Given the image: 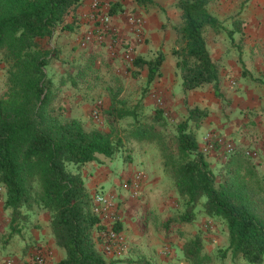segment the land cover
<instances>
[{"label":"trees","instance_id":"obj_1","mask_svg":"<svg viewBox=\"0 0 264 264\" xmlns=\"http://www.w3.org/2000/svg\"><path fill=\"white\" fill-rule=\"evenodd\" d=\"M133 1L143 8L157 4L156 0ZM79 2L0 0V59L6 64L5 91L0 94V187L12 223L27 220L34 207L46 210L55 244L65 252L56 264H110L97 248L104 227L93 212V194L85 186L83 169L88 162H101V155L112 160L122 142L98 129L85 130L79 118L67 117L54 105V88L47 73L53 52L41 43L58 27L73 30L75 19L64 23V18ZM210 2L176 0L180 22L174 27L171 53L183 91L211 85L219 96L220 67L206 46L203 31L207 27L223 30L233 40L241 21L235 19L233 27L227 28L209 11ZM119 9L120 5L114 4L109 14ZM164 59L163 51L157 50L153 58L140 56L133 63L146 68V83L150 84L160 75ZM67 79L78 85L72 73L63 81ZM252 80L264 85V76H252ZM117 92L111 94L109 114L115 118L136 114L116 105ZM208 113L207 107L193 106L187 118L170 131L163 110L156 108L149 120L134 116L128 135L157 146L164 172L182 202V210L171 220L191 222L199 205L204 214L226 225L225 252L248 264H260L264 261V202L256 196L264 183L243 149L228 154L217 177L189 128L190 122L199 127ZM203 249L201 232L186 237L181 245L189 264L210 260ZM137 262L152 264L146 259Z\"/></svg>","mask_w":264,"mask_h":264},{"label":"rangeland","instance_id":"obj_2","mask_svg":"<svg viewBox=\"0 0 264 264\" xmlns=\"http://www.w3.org/2000/svg\"><path fill=\"white\" fill-rule=\"evenodd\" d=\"M222 1L224 0H211L208 6L214 9L220 8L219 6L222 4ZM105 2L108 3L106 8L108 12L114 4L120 5V9L117 11L116 16L119 17L118 20L121 21L122 26L125 27L124 34L122 32H117L113 25V21H111L103 30L102 42L94 44L95 46L90 49L79 48L75 43V35L82 32L76 31V28L68 31L70 45L65 49L61 45H57V43L53 45L51 39L43 40L41 43L48 44L53 52V58L47 66V73L52 80L54 88V105L61 107L67 117L79 118L85 130L98 129L109 134L113 140H121L122 143L112 159L114 160V176H120L119 172L124 169L125 160L128 161L133 159V155L134 159L136 158L138 160L141 155L140 150L147 149L151 155H159L160 153L154 143L138 142L129 137L128 130L135 118L134 116H138L143 120H149L154 114V109L160 108L164 112L169 130L173 131L176 123L187 118L191 107L200 106L207 107L209 113L202 119L199 127H194L193 122H190L189 128L195 133L198 142L201 144L199 145L201 149L204 144V137L208 133L223 140L222 143H216L211 150L205 152L206 157H209L211 151L216 152L217 156H219V164L211 168L214 173H216L217 177L219 178L221 176L229 154V152L225 150L224 144L227 141H231L235 144L234 150L243 149L245 151L246 149H250L255 151L254 157H249L246 154L245 156L250 159L252 158L255 162L258 177H260L262 183H264V137L259 139V144H253L252 142H256L255 140L246 146L239 145L241 144L239 143L241 142L239 137L242 136H238L236 132L242 128L238 127L236 131L230 132L224 123V119L226 121L236 118L243 120L246 117L248 119L246 122V124H248L246 129H250L253 126L252 123L255 122L252 121L251 123V121H249L250 118L261 113L262 119H260V121L262 125L260 126L262 127V132H264V85L257 84L252 80V76L264 75L260 74L258 69V66L260 67L261 65H259L254 58L246 57V51L240 50V41H238L239 34L235 35V38H237L236 44L238 45H232L225 31H214L208 27L204 29L203 35L208 43L207 48H209L210 52L213 54V59L218 62L220 67L219 92L221 95H215L211 85L187 91H183L182 89L184 94L180 92V95L183 97L179 99V104L172 108L167 103V99L154 90L155 82L160 75L150 84H147L146 68L143 67L139 69L133 62L135 58L140 56L145 59H151L155 56L157 50H162L165 54V59L166 57L173 59L174 73L180 78L178 69L175 66L176 59L171 53L172 48L175 46L176 39L174 27L180 22V9L176 4V0H156V5L147 8L136 6L133 0H103L102 3ZM136 9H140L141 13L136 12ZM133 15L140 18L139 23L132 24L130 22L129 17ZM147 19H157V21L161 23L159 28L164 32H170L165 43L162 41L158 46L153 42L150 44V38L146 36L143 27ZM226 19L227 18L222 21L226 23ZM236 19L241 21L242 24L241 19ZM241 24L240 27L242 26ZM218 36H222L225 41L222 42L216 39ZM163 47L165 49H163ZM237 55L238 57L241 55V57L244 58L243 63L247 66V73L244 72V74L229 76L225 75L224 73L227 70V65L229 66L232 57H236ZM235 62L238 65L240 64V61L237 62V60H235ZM5 65L6 64L0 59V94L5 91ZM87 66H92L94 69H87ZM159 71L161 74V67ZM162 72L167 75L173 74L174 76L173 70L170 67H166ZM68 73L74 75L78 85L74 86L69 79L63 81V78L67 77ZM225 79L227 85H225V83L221 84V81ZM115 92H117L116 105L134 110L136 114L122 118H115L113 115L109 114L108 107L110 106L111 94ZM246 95H256L257 98H260V105L244 109L242 103ZM97 101H100V112L98 118H93L92 110ZM218 119H223V121L219 122ZM250 132L254 134L253 130H250ZM243 135L247 134L243 133ZM235 142H238V144ZM99 158L101 161L107 163L112 161L103 155ZM138 162L140 163V161ZM95 163H98V161H95ZM139 163H137L138 166L140 165ZM97 189V192L103 191L101 187ZM256 197L263 198L264 202V189L261 190ZM175 198L176 199L171 203L163 204V212L160 218L152 216L154 225H159L160 234L164 237L168 234V231L175 233L179 228H183L185 231L188 230V228L190 229L193 227V221L197 216L200 217V220L207 216L198 205L196 207L195 218L191 222L176 223V221L171 220V218L182 210V202L178 195H176ZM214 219L216 222L223 224L221 220L217 218ZM206 225L202 223V228H198V232H201L202 235L209 230V224ZM174 236L176 235L169 234V236H166L168 238L170 237L168 241L164 240L165 238H163V241L174 244V242H172V239L176 240ZM221 250L219 251L221 252ZM1 256L5 257L6 252H3Z\"/></svg>","mask_w":264,"mask_h":264},{"label":"crops","instance_id":"obj_3","mask_svg":"<svg viewBox=\"0 0 264 264\" xmlns=\"http://www.w3.org/2000/svg\"><path fill=\"white\" fill-rule=\"evenodd\" d=\"M90 1L80 0L76 8L65 16L64 23H71L75 19L73 29L76 28V31L80 32L84 30L89 25L85 20V14L89 10ZM219 7L214 9L208 6V9L221 21L227 18L226 23L222 21L227 28L233 27V21L236 18L242 20L240 31L235 32L233 40L229 39V42L232 45H238L236 44L237 38H235V35L239 34L240 50L246 51V57L254 58L261 65L260 67L258 66V69L260 74L264 75V0H224ZM136 12L141 13V10L136 9ZM118 19L119 17L116 14L111 17V21H113L117 32L124 34L125 27L122 26L121 21ZM160 26L161 23L157 19H147L146 23H144V32L150 38V44L153 42L158 46L162 41L165 43L169 37L170 32L162 31L159 28ZM68 31L71 30L58 27L50 38L51 43L53 45L57 43V45H61L64 49L67 48L70 45ZM216 39L222 42L225 41L222 36H218ZM205 42L208 47L206 40ZM94 46L91 45L87 49ZM163 49L165 48L163 47ZM210 54L213 58V54L211 52ZM243 59L241 55L239 57L238 55L232 57L224 74L227 76L239 75L244 70L247 73V66L243 63ZM235 60L237 62L240 61V64L238 65ZM166 67H170L174 73V61L172 58L166 57L163 62L161 74L155 82L154 90L165 97L167 103L173 108L179 104V99L183 97L180 95V92L183 93L181 79L175 73L174 76L173 74L167 75L163 73L162 71ZM222 83L227 85L226 79L222 80ZM242 105L244 109L258 106L260 105V98H257L256 95H246L243 98ZM260 119H262L261 113L250 118L249 121L251 123L255 121L252 123L253 126L250 129H246V126H248L246 124L248 120L246 117L243 120L236 118L226 121L224 119V123L230 132L236 131L238 127L242 128L236 133H238V136H242L239 137L241 141L239 145L246 146L255 140L256 142L252 143L259 144V139L264 137V132H262V127L260 126L262 125ZM218 120L219 122L223 121V119ZM250 130H253L254 134ZM243 133L247 135H243ZM235 143L238 144V142ZM199 145L201 144L199 143ZM140 153L141 155L138 160L134 159V155L133 159L125 160L124 169L119 172L121 177L114 176V160L110 161V163L104 161L95 163V161H91L83 169L84 183L89 192L94 194L97 192V188L101 187L103 191L114 193L120 202V223L118 224V228L123 236L124 247L120 251L115 250L110 254H105L102 252V242H97V248L102 252L106 260L110 261V264H138L137 260L139 259L149 260L152 264H189L182 255V242L186 237L198 232V228H202L201 224L203 223L210 226L209 230L203 233L204 252L210 256V260L206 264H248L244 259L233 258L231 252L224 251L228 245L227 228L224 223L216 222L213 217L206 216L200 220V217L197 216L193 221V227L190 229L188 228L185 231L183 228H179V232L175 233L168 231L166 236H169V234L176 235L174 236L176 240L172 239L174 244L167 243L170 237H164L160 234V227L159 225H154L152 216L160 218L163 212V204L171 203L176 199V190L172 181L164 172L160 153L159 155H151L147 149L140 150ZM206 159L211 168L218 165L220 160L216 152L212 151ZM137 163L140 165L138 166ZM135 171H140L145 176L141 190L136 197L120 187L121 182L130 177ZM4 203L5 191L0 187V264H6L5 260L7 258H12L13 264H29L30 255L38 250L46 254L44 264H56L64 257L65 253L62 248L55 244L49 225V215L46 210L34 207L29 212L27 220H18L12 223L10 210L5 208ZM163 238L167 241H163ZM165 247H170L169 253L164 251ZM3 252H6L5 257L1 256ZM260 264H264V261Z\"/></svg>","mask_w":264,"mask_h":264},{"label":"built area","instance_id":"obj_4","mask_svg":"<svg viewBox=\"0 0 264 264\" xmlns=\"http://www.w3.org/2000/svg\"><path fill=\"white\" fill-rule=\"evenodd\" d=\"M102 2L103 0L90 1L89 10L85 14V20L89 25L74 37V41L79 48L87 49L91 45L102 42L103 30L110 24L112 17V15L106 10L108 3ZM129 20L132 24L140 22V18L134 15L130 16ZM99 112L100 101H97L92 110V117L98 118ZM220 142L222 143L223 140L208 133L204 137L202 151H209L216 143ZM224 146L225 150L229 153H232L235 149V144L231 141L225 142ZM245 154L249 157H254L255 151L246 149ZM144 179L145 176L142 172L135 171L130 177H127L121 182L120 187L136 197L141 190ZM117 198L118 197L110 191H99L93 194V212L99 216L101 224L104 227V231L100 232V235L102 236V252L105 254H110L115 250L120 251L124 247L123 236L118 229V224L120 223V202ZM164 251L169 253L170 249L165 247ZM45 260V252L38 250L30 255L28 261L29 264H44ZM5 263L13 264L12 258H7Z\"/></svg>","mask_w":264,"mask_h":264}]
</instances>
